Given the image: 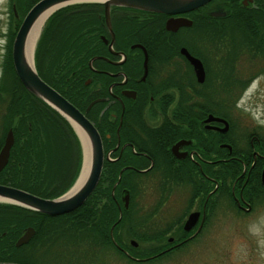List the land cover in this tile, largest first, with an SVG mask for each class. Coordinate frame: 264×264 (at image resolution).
I'll return each mask as SVG.
<instances>
[{"label":"flooded vegetation","instance_id":"obj_1","mask_svg":"<svg viewBox=\"0 0 264 264\" xmlns=\"http://www.w3.org/2000/svg\"><path fill=\"white\" fill-rule=\"evenodd\" d=\"M245 10L264 14V0H212L175 16L110 7L106 17L102 4L72 5L50 16L57 27L44 48L39 39L40 69L96 129L102 170L107 166L119 172L114 183L107 176L103 180L105 186L112 185V195L118 185L130 187L133 195L143 185L161 189L151 207L135 204L132 219L153 218L161 206L162 215L183 220L179 241L168 238L158 255L186 247L218 216L245 217L264 206V165L262 191L258 189L262 195L255 196L257 189L246 186L248 175L245 179L246 171L258 169V160L264 162L253 146L263 139L264 129L246 122L236 129L233 120L242 95L264 75V20L245 21ZM170 18L192 23L171 31L166 28ZM68 43L83 44L85 51L67 53ZM182 49L201 62L202 83ZM73 59L75 70H70ZM224 123L227 130L222 132ZM238 165L242 172L228 195L218 171ZM124 190L130 203L129 190L121 189L120 216ZM191 214H198L197 223L185 232Z\"/></svg>","mask_w":264,"mask_h":264},{"label":"trees","instance_id":"obj_2","mask_svg":"<svg viewBox=\"0 0 264 264\" xmlns=\"http://www.w3.org/2000/svg\"><path fill=\"white\" fill-rule=\"evenodd\" d=\"M39 1L8 0V3L11 10L14 8L20 17L21 23L27 12ZM246 12L245 10V21L264 20V14L249 15ZM54 17L49 18L40 37L43 48L49 42L50 31L57 27ZM15 34L11 33L9 37L0 80V148L9 130L12 131L14 139L8 163L0 172V185L22 190L41 199L52 200L66 193L76 181L81 168V146L68 122L21 85L11 59ZM64 46L69 47L67 53L85 51L80 43H68ZM95 51L98 49L93 52ZM86 60L82 61L84 67ZM75 62L76 59L69 61L67 66L70 70H75ZM35 70L48 86L61 93L56 84L40 69L37 46ZM68 77L72 79L74 76ZM253 146L254 150L264 156V137L259 144L254 143ZM257 162L260 163L257 170L254 168L245 173V179L248 175L246 186L257 189L255 196L262 195L258 189L262 191L260 175L264 165L263 161ZM241 172L240 165L218 171V182L228 188V195L232 183ZM118 173L108 171L106 166L91 195L82 206L68 214L49 217L18 206L0 204V263L92 264L96 261L98 253L113 252L129 262L144 264L167 256L158 255L161 251L159 246L164 241V236L157 233L158 231L142 230L144 222L140 223L142 225L138 228L141 230L136 232L132 224L130 206L127 210L121 206L119 220L118 202L121 189H128L130 198L133 196V190L118 185L112 195V185L105 186L103 182L107 176L111 183H114ZM125 175L126 173H123L122 180ZM173 227L180 231L174 237L179 241L183 234L181 224L175 223L170 228ZM27 228L34 230V236L26 245L16 248V241ZM110 232L115 244L124 249L126 255L113 244ZM122 235H125L126 239L133 238L141 244L151 243L153 246L139 250L138 247H131L130 243L127 245V241L122 240ZM134 258L140 260L135 261Z\"/></svg>","mask_w":264,"mask_h":264},{"label":"water","instance_id":"obj_3","mask_svg":"<svg viewBox=\"0 0 264 264\" xmlns=\"http://www.w3.org/2000/svg\"><path fill=\"white\" fill-rule=\"evenodd\" d=\"M211 1L212 0H40L39 2H37L27 12L15 34L11 49L12 65L17 78L19 79L24 89L28 93L39 99L41 102H43L45 105L50 107L52 110H54L71 126L80 142L82 152V165L84 161L83 147L76 131L72 126V123L78 125L85 132L91 148L90 171L86 181L74 195L66 197L76 182L66 193L52 200L41 199L22 190L0 185V204L18 206L49 217L68 214L82 206L86 199L91 195L99 182L102 171L103 151L101 139L96 129L81 112L73 107L67 100H65L55 90L48 86L38 76L34 66L29 67V65H27V63L25 62L24 47L28 33L34 22L42 13L58 6L57 9L49 15L50 17L57 10H60L67 6L80 4H102L105 7L106 17H108V10L110 7L132 8L153 14L175 16L195 11ZM106 20L107 25L110 29L109 20L107 18ZM191 23L192 22L186 18H170L166 23V28L167 30L176 31L178 28L190 26ZM181 53L187 58V60L193 67L197 82L202 83L204 80V71L201 62L191 57L185 49H182ZM95 102L91 103L89 107L92 106V104H94ZM209 120L222 122L219 119H212L211 117L209 118ZM224 124L225 127L222 132H225L227 130V124ZM13 142V133L11 130H9L5 135L3 145L0 149V172L8 163L9 154L13 146ZM261 182L264 185V171L261 175ZM128 205L129 194L127 190H124L121 194V206L124 210H127ZM120 218L121 216L119 215V220ZM197 218L198 214H191L186 220L183 226V230L185 232H189L196 225ZM33 236L34 230L32 228H27L21 235V237L16 241L15 247L19 248L23 245H26ZM110 236L113 241L111 232ZM131 244L132 246H136V243L133 241H131Z\"/></svg>","mask_w":264,"mask_h":264},{"label":"rangeland","instance_id":"obj_4","mask_svg":"<svg viewBox=\"0 0 264 264\" xmlns=\"http://www.w3.org/2000/svg\"><path fill=\"white\" fill-rule=\"evenodd\" d=\"M47 21L44 23L35 42L32 59L34 68L36 46ZM19 22L20 17L16 14L14 8L11 10L8 0H0V80L9 45V37L11 33L17 32L21 24ZM233 120L236 129H241V125H244L245 122L250 126H260L264 129V75L256 78L242 95ZM162 192L161 189L143 185L140 191L134 192V195L130 198V211L133 210L135 204L143 209L151 207V202L161 196ZM156 211L157 213L153 218L132 220V224L138 232L141 230V228L138 229L142 225L140 223L145 222L142 230L158 231L157 233L164 236L163 243H165L168 238H174L180 233L175 227L170 228L171 225L181 224L183 220L162 215L164 214V207L161 208L160 206ZM166 227L170 229L169 234L166 232ZM123 239L127 241V245L131 241L135 242L139 250L140 248L144 250L153 246L151 243L141 244L133 238L126 239L125 235H122ZM92 264L136 263L120 258L113 252H101L98 253L96 261ZM144 264H264V206L256 208L245 217L241 215L218 216L210 227H207L196 240L186 247L178 249L155 262Z\"/></svg>","mask_w":264,"mask_h":264},{"label":"bare ground","instance_id":"obj_5","mask_svg":"<svg viewBox=\"0 0 264 264\" xmlns=\"http://www.w3.org/2000/svg\"><path fill=\"white\" fill-rule=\"evenodd\" d=\"M58 7V6H57ZM57 7H53L47 11H45L44 13H42L37 20L34 22V24L32 25L26 42H25V47H24V58H25V62L27 63V65H29V67H33L32 64V59H33V51H34V46H35V42L41 32V29L44 25V23L46 22V20L48 19L49 15L55 11L57 9ZM72 126L74 128V130L76 131L82 147H83V154H84V161H83V165H82V169L81 172L79 174V177L75 183V185L73 186V188L70 190V192L67 194L66 197H70L72 195H74L84 184V182L86 181L89 171H90V165H91V148H90V144L88 141V138L85 134V132L76 124L72 123ZM1 201V199H0Z\"/></svg>","mask_w":264,"mask_h":264}]
</instances>
